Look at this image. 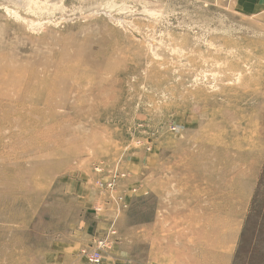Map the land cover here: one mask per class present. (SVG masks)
Wrapping results in <instances>:
<instances>
[{"label":"rangeland","instance_id":"1","mask_svg":"<svg viewBox=\"0 0 264 264\" xmlns=\"http://www.w3.org/2000/svg\"><path fill=\"white\" fill-rule=\"evenodd\" d=\"M0 264H264V0H0Z\"/></svg>","mask_w":264,"mask_h":264},{"label":"built area","instance_id":"2","mask_svg":"<svg viewBox=\"0 0 264 264\" xmlns=\"http://www.w3.org/2000/svg\"><path fill=\"white\" fill-rule=\"evenodd\" d=\"M88 259L89 261L93 262V263H98L101 259L100 253L99 252H92L90 254H88Z\"/></svg>","mask_w":264,"mask_h":264}]
</instances>
